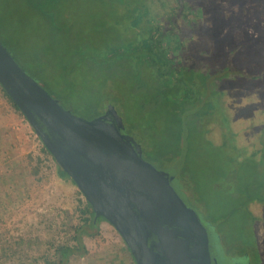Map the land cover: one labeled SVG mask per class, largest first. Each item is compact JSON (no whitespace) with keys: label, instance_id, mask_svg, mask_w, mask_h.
<instances>
[{"label":"rangeland","instance_id":"obj_1","mask_svg":"<svg viewBox=\"0 0 264 264\" xmlns=\"http://www.w3.org/2000/svg\"><path fill=\"white\" fill-rule=\"evenodd\" d=\"M147 1L155 8L150 21L146 19L148 25L174 26L185 49L198 60L208 59L204 51L212 47L211 57L224 64L230 51L238 49L237 63L250 74L262 73L258 77L241 76L221 83L222 105L231 121L234 139L240 146L253 147L254 129L264 121V0H183L187 3L185 10L178 0ZM133 5L125 0L116 4L111 0L105 4L98 0H60L53 8L75 23L74 27L64 28L65 37L91 33V28L96 26L94 23L100 22L111 27L108 35L112 37L115 31L124 32L130 27ZM172 19L176 20L175 25ZM50 25L24 0H0L2 42L54 97L75 110L79 100L64 90L65 79L58 66L60 50L51 47L58 37H53ZM92 36L98 38L97 34ZM112 79L108 90L122 99L120 109L126 132L141 146L139 132H135V128L131 130L137 125V104L130 99L131 87L118 77ZM94 108L87 109L91 112ZM159 116L151 115L149 119ZM162 119L159 120L160 134L166 141L167 125ZM211 129L208 137L217 144L223 142L225 128L212 124ZM193 142L199 143V137H193ZM28 155L33 158L32 163ZM37 157L44 161L39 176L35 177L31 171ZM216 161V157L205 154L203 147L194 151L189 175L197 182V189L195 199L190 197L189 201L206 222L233 240L241 236L242 220L239 211L235 212L234 202H223L218 187H211ZM66 179L57 176L55 162L43 154L40 137L28 121L12 111L0 90V264H44L45 257H53L54 245L71 238L74 211L80 201L87 199L73 180ZM250 209L256 216L254 228L264 264V203L254 202ZM216 219H220L219 227ZM88 230L93 236L86 235L83 241L89 253L73 257L70 264H135L125 241L111 223L103 221L98 229ZM222 262L237 264L226 258Z\"/></svg>","mask_w":264,"mask_h":264},{"label":"trees","instance_id":"obj_2","mask_svg":"<svg viewBox=\"0 0 264 264\" xmlns=\"http://www.w3.org/2000/svg\"><path fill=\"white\" fill-rule=\"evenodd\" d=\"M24 1L37 9V12L51 24L53 37H58L51 47L60 50L58 66L65 79L66 94L78 97L79 104L72 110L73 112L94 119L116 106L121 116L122 99L117 97V93H111V89L109 92L108 86L113 80L112 77L122 79L130 85L133 94L130 99L137 104L135 114L137 125L131 126V130L135 128V132H139L143 153L148 160L152 159L162 168L170 169L180 158L183 148V115L192 111L186 120L187 156L177 179L187 191L188 199L190 197L195 199L197 182L189 175V164L194 151L203 147L205 154L216 157L215 176L211 181V187H218V193L223 195V202L227 200L234 202L235 212L239 211L242 220L241 236L233 240L222 234L223 231L220 229L217 231L213 225L218 252L222 259H231L237 264H263L254 228L256 216L250 209V204L264 203V121L254 129L256 137L253 147L250 144L240 146L237 139H234L235 133L230 129L231 121L222 105L221 89V83L226 79L241 76L253 78L261 76L262 73L250 74L242 68L235 60L238 49L230 51L224 64L211 57L212 47L204 51L208 59L198 60L185 49L174 26L148 25L146 19L150 21L155 8L147 0H125L127 3H134L131 25L128 29H123L124 32L115 31L112 37L108 35L112 29L105 22L94 23L96 26L91 28V33L65 37L64 28L67 25L74 27L75 23L69 21L64 14L61 16L56 7L53 8L60 0ZM98 1L105 4L110 0ZM111 1L116 4L119 0ZM178 2L185 10L187 3L183 0ZM171 22L175 25L176 20L172 19ZM131 27L137 31L133 32ZM92 34H97L98 38ZM0 90L12 111L27 121L1 84ZM60 103L66 107L61 101ZM102 103L105 105L102 106ZM91 106L95 108L89 112L87 108ZM151 115L161 117L149 119ZM160 119L167 125L164 129L166 141L160 134L162 131ZM212 124L225 128L223 142L217 144L208 137L212 131ZM195 136L199 137V143L193 142ZM40 141L43 154L51 158L57 166V176L72 181L57 164L43 141L41 139ZM156 151L159 154H154ZM28 157L32 163L33 158L31 155ZM43 161V158L37 157L36 165H33L31 171L35 177L39 176ZM79 203L71 223V238L54 245L53 257H45L44 264H70L73 257H84L89 253L83 241L84 236H93L88 229H98L100 224L107 220L98 215L87 200ZM216 221L219 227L220 219ZM126 248L136 264L127 245Z\"/></svg>","mask_w":264,"mask_h":264},{"label":"water","instance_id":"obj_3","mask_svg":"<svg viewBox=\"0 0 264 264\" xmlns=\"http://www.w3.org/2000/svg\"><path fill=\"white\" fill-rule=\"evenodd\" d=\"M0 84L94 211L120 233L136 264H222L212 226L170 169L147 159L113 107L87 119L64 107L0 39Z\"/></svg>","mask_w":264,"mask_h":264},{"label":"flooded vegetation","instance_id":"obj_4","mask_svg":"<svg viewBox=\"0 0 264 264\" xmlns=\"http://www.w3.org/2000/svg\"><path fill=\"white\" fill-rule=\"evenodd\" d=\"M222 264H225V263H222ZM227 264H232V263H227Z\"/></svg>","mask_w":264,"mask_h":264},{"label":"crops","instance_id":"obj_5","mask_svg":"<svg viewBox=\"0 0 264 264\" xmlns=\"http://www.w3.org/2000/svg\"><path fill=\"white\" fill-rule=\"evenodd\" d=\"M108 222V221H107Z\"/></svg>","mask_w":264,"mask_h":264}]
</instances>
